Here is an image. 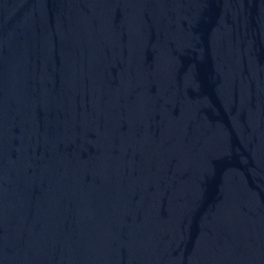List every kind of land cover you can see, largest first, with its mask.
Masks as SVG:
<instances>
[{"label": "water", "instance_id": "obj_1", "mask_svg": "<svg viewBox=\"0 0 264 264\" xmlns=\"http://www.w3.org/2000/svg\"><path fill=\"white\" fill-rule=\"evenodd\" d=\"M0 209L34 264H264V0H0Z\"/></svg>", "mask_w": 264, "mask_h": 264}]
</instances>
